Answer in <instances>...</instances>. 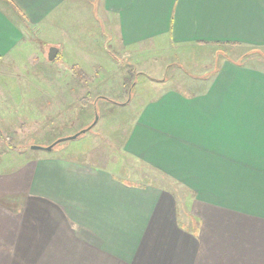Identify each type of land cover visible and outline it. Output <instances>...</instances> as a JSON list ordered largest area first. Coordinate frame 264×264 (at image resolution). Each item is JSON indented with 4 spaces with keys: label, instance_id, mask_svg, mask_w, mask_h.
Segmentation results:
<instances>
[{
    "label": "crops",
    "instance_id": "obj_1",
    "mask_svg": "<svg viewBox=\"0 0 264 264\" xmlns=\"http://www.w3.org/2000/svg\"><path fill=\"white\" fill-rule=\"evenodd\" d=\"M91 3L133 68L155 50L176 60L166 71L199 50L264 49V0H0V63L32 28ZM242 56L179 74L184 90L141 103L121 142L186 191L188 221L168 187L71 157L2 152L0 264H264V60ZM77 94L104 100L89 85Z\"/></svg>",
    "mask_w": 264,
    "mask_h": 264
},
{
    "label": "rangeland",
    "instance_id": "obj_2",
    "mask_svg": "<svg viewBox=\"0 0 264 264\" xmlns=\"http://www.w3.org/2000/svg\"><path fill=\"white\" fill-rule=\"evenodd\" d=\"M79 6L62 15L58 13V26L32 28L18 50L0 63V159L2 152L23 153L29 158L65 156L88 166L106 167L117 178L132 183L153 182L171 190L178 203L177 220L188 221L186 191L143 162L124 154L121 142L127 124L145 100L166 89L183 91V84L178 83L179 74L194 77L198 75L197 69L206 66L208 70L214 60L216 68L217 61L225 57L244 62L242 54L263 61L264 49L214 47L185 54L182 59L177 54L180 62L168 64L166 71L161 66L173 57L155 50L139 54L132 62L133 68L129 63L131 56L120 53L110 42L98 6L93 3L87 8ZM72 18L75 21L71 27ZM89 22L94 23V28ZM49 46L59 48L53 62L46 59ZM216 51L222 54L216 55ZM109 59L111 61L107 62ZM253 64L255 62H250ZM83 85L91 87L93 97L100 96L104 100L83 99L84 105L78 109L77 104L81 102L76 98L85 94H77V91H81ZM92 102L96 103L94 112L88 111V104ZM71 104L76 107L72 109L74 115L67 109ZM76 114H79L77 119ZM96 117L94 127L76 140L58 143L51 152L31 149L33 146L44 148L55 139L73 136Z\"/></svg>",
    "mask_w": 264,
    "mask_h": 264
},
{
    "label": "water",
    "instance_id": "obj_3",
    "mask_svg": "<svg viewBox=\"0 0 264 264\" xmlns=\"http://www.w3.org/2000/svg\"><path fill=\"white\" fill-rule=\"evenodd\" d=\"M58 54H59V48L57 46H49L46 50L47 61L53 62L56 59V57L58 56ZM97 120H98V118L96 117L93 124H91L88 128L81 130L79 133H76L73 136L67 137L65 139H59L55 143H53L52 145L44 147V148L33 146V147H31V149L32 150H44L45 152H51L53 150V147L56 144L61 143V142H65V141L76 140L80 135L90 131L94 127V125L97 123Z\"/></svg>",
    "mask_w": 264,
    "mask_h": 264
},
{
    "label": "trees",
    "instance_id": "obj_4",
    "mask_svg": "<svg viewBox=\"0 0 264 264\" xmlns=\"http://www.w3.org/2000/svg\"><path fill=\"white\" fill-rule=\"evenodd\" d=\"M248 56H249V55H248ZM57 57H58V56H57ZM57 57H56V59H57ZM246 58H248V57H246ZM56 59H55V60H56ZM79 102H81V104H77V105H78V106H77L78 109L81 108L80 105H82V104L84 105V103H83V99H82V98L79 99ZM79 114H80V113H79ZM79 114H76V119H77V116H78ZM65 123H67V121H66ZM60 126H61V125H60ZM89 126H90V124H87L86 126H84L83 129H86V128H88ZM78 133H79V132H78ZM77 139H78V138H77ZM57 140H58V139H57ZM57 140L55 139L53 142H51V143L49 144V146L52 145L53 143H55ZM57 145H58V144H56V145L53 147V150L55 149V147H56ZM12 148H13V147H12ZM53 150H52V151H53Z\"/></svg>",
    "mask_w": 264,
    "mask_h": 264
},
{
    "label": "flooded vegetation",
    "instance_id": "obj_5",
    "mask_svg": "<svg viewBox=\"0 0 264 264\" xmlns=\"http://www.w3.org/2000/svg\"><path fill=\"white\" fill-rule=\"evenodd\" d=\"M93 122H94V119H93V121L90 123V125L93 124Z\"/></svg>",
    "mask_w": 264,
    "mask_h": 264
}]
</instances>
